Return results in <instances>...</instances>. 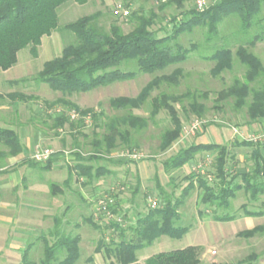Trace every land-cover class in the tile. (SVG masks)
Wrapping results in <instances>:
<instances>
[{
    "label": "trees",
    "instance_id": "obj_1",
    "mask_svg": "<svg viewBox=\"0 0 264 264\" xmlns=\"http://www.w3.org/2000/svg\"><path fill=\"white\" fill-rule=\"evenodd\" d=\"M73 1L79 5L91 3L94 0H0V71H8L18 63L20 51L29 48L30 54L37 58L39 47L44 37H50L54 32H65L73 37V42L66 45L60 56L45 62L42 70L33 77L38 86L47 85L54 92H61L63 97L53 102H45L39 105L45 111L61 108V114L52 116V128L63 131L68 127L70 136L75 140V146L81 144L78 136L82 134L78 129L83 125L94 123L90 145L92 153L84 158L76 153L78 161L97 162L102 159L101 155H108L117 149L138 147L134 139L135 133H139L149 127L162 111L169 115L172 126L161 135V150H168L181 137L183 123L177 112L175 104L190 100L188 111L202 117L207 111L205 104L200 103L195 93L190 91L175 95L160 93L152 94L163 85L177 87L183 76V69L177 68L168 75L154 77L148 82L141 92L134 98L118 97L111 99L109 105L112 109L126 111L122 115L107 117L103 111L95 112L93 109H82L77 104L67 99L75 93H86L99 87H104L118 81L134 79L138 74H153L171 65H179L186 62L192 52L198 48V44L185 47L179 43V38L185 33H192L197 28L206 29L207 41H210L219 33V25L230 15H238L242 24V30L248 31L261 13L264 0H213L204 10L194 7L183 10L189 0H161L159 10L163 11L168 6L176 5L182 11L171 17L170 31L162 35L165 27L163 20L154 11L150 15L132 12L129 16L130 23H134L133 29L125 33L122 27L114 22L108 31L98 25L102 12L81 17L63 27L59 26L58 9L67 2ZM126 10V9H125ZM128 11V10H127ZM117 12V10H116ZM123 17L121 12H117ZM264 42V32L257 34L247 45L237 48L235 53L229 48H221L204 59L214 62L215 66L211 73L219 77L226 71L233 69L234 56L240 63L247 67L244 80L235 79L229 87L218 94L217 103L234 99V107L240 111L247 108L251 123L264 118V85L259 89L252 88V84L260 78H264V64L252 51L258 43ZM134 62L136 70L124 71L120 69L124 63ZM26 79L15 80L12 85L23 84ZM39 101L32 94L14 91L4 96L0 94V104H8L12 107L14 103L28 104ZM149 104V115L141 116L135 114V110H141ZM29 105V104H28ZM75 110L81 116L92 114V120L86 124L84 119L71 120L70 111ZM46 111V112H47ZM11 113V112H10ZM14 123L31 125L32 122L41 121V118H30L21 122L17 112L12 113ZM33 117V116H32ZM16 118V119H15ZM100 121V122H99ZM97 129L100 131L97 132ZM81 136V135H80ZM84 140L89 136L82 134ZM0 145L7 148L0 152V158L6 162L8 158L19 156L25 151V146L18 134L12 129L0 128ZM242 145H250L242 142ZM264 144L257 145L253 151V168L250 172L233 174L227 166L230 152L225 146L209 144H192L187 148L179 150L169 160L165 161L163 167L166 171L181 169L199 153H216L215 168L212 173L213 179L209 181L206 176L194 174L188 177L189 186L193 188L194 181L203 190L202 203L215 207V210L225 211L213 215L216 222H230L238 218L232 214V200L240 190L250 194V200L258 201L260 195L264 194ZM122 162V161H121ZM124 162V161H123ZM126 163V162H124ZM28 167H39L44 171L51 168V160L45 164H38L30 159L23 162ZM80 176L91 178L92 167L78 164L74 167ZM72 170L70 169V172ZM72 173V172H71ZM102 170L96 171L100 177ZM243 184H240L237 180ZM65 181V186L68 185ZM58 186L51 185L52 194H56ZM61 191V189H59ZM181 200L173 202L165 197L163 203L156 209L149 208L147 213L138 214L132 220L134 224L127 226L116 220L107 221L108 224L101 226L93 220V216L87 218V223L95 230H112L117 235L118 241L110 238L107 242L101 237L95 252L105 251L116 258L119 264H139L137 252L149 247L157 239L168 236L180 239L191 230L190 226H180L178 208ZM116 205L118 203L116 202ZM240 210L245 217H264V210L253 212L248 209L247 204L242 205ZM118 213L116 209L114 210ZM99 220L101 216L96 215ZM66 220V219H64ZM105 220V219H104ZM106 221V220H105ZM70 222V221H69ZM63 218H55L54 226L49 230L50 244L45 238L43 258L37 263L29 258L30 245L23 250L22 260L19 264H76L81 257V237L74 234L73 229L65 230ZM130 233L129 237L127 236ZM264 233V227L258 226L239 234L242 238H251ZM201 249L197 246H188L181 250L161 252L145 260V264H202ZM61 255L63 257L61 258ZM209 264H221L211 262Z\"/></svg>",
    "mask_w": 264,
    "mask_h": 264
},
{
    "label": "rangeland",
    "instance_id": "obj_2",
    "mask_svg": "<svg viewBox=\"0 0 264 264\" xmlns=\"http://www.w3.org/2000/svg\"><path fill=\"white\" fill-rule=\"evenodd\" d=\"M196 0H189L183 10H189L194 7ZM209 4L213 0H206ZM161 0H94L85 5H79L73 1L67 2L58 9L59 26L63 27L77 19L94 14L98 11L102 12V17L98 21V25L108 31L110 26L117 22L125 33L130 32L134 23H130L129 16L132 12H139L150 15L151 11L157 13L163 20L162 27L165 31L164 35L170 31L171 17L179 14L182 9H178L176 5L168 6L163 11L159 10ZM118 8L129 11L128 17H123L116 12ZM264 32V5L261 13L257 16L254 26L248 31L242 30V24L238 15H230L225 18L219 25V33L210 41H207L206 29L197 28L192 33H185L179 38V43L185 47H190L191 44L197 43L198 48L192 52L188 60L179 65H171L167 68L157 71L153 74H138L134 79L128 81H118L110 85L99 87L95 90L86 93H75L66 98L77 104L82 109L91 108L94 111H103L107 117L114 115H122L126 111H118L112 109L109 105L111 99L118 97H136L143 87L150 82L154 77L160 75H168L175 69L181 68L184 73L180 79V84L177 87L163 85L159 90L155 91L152 96L160 93H169L180 95L188 91L195 93L198 101L207 107V111L202 117L192 114L188 111L190 100H185L175 104L177 112L183 123V131L181 137L168 150H161V135L164 131L172 126L169 115L166 111H162L154 122L149 124V127L139 133H135L134 139L138 147L131 150L137 151L143 157L139 161L130 162L123 158H119L117 154L128 148L117 149L111 154L101 155L102 159L97 162L78 161L76 153L81 157H88L92 153L90 145L92 132L95 129L94 123L83 125L78 131L89 136V139L84 140L82 134L77 138L80 146H75V140L70 136L69 131L53 129L52 120L49 114L39 105L45 102H53L63 95L61 92L52 91L47 85H37L33 81L43 68L45 62L54 59L61 55L63 48L73 42L72 35L59 31L54 32L50 37H44L42 45L39 47V54L34 58L29 51V48L24 49L18 54V63L8 71H0V92L5 93L12 89L14 91L32 94L39 98V101H33L28 104H20L18 112L21 118H41L40 124L38 121H33L30 125L35 128L40 135V149L48 148L53 150L54 154L48 160H51V168L44 171L39 167L26 166L25 179L15 188H8L7 185L9 176L13 175L22 166V160L10 158L3 161L0 158V220L4 216H13L14 218L37 216L40 220V228H31L28 230L30 237L27 239L25 250L30 245L29 258L34 262H39L43 258L44 244L46 240L52 244L49 238V230L54 226L55 218H60L63 221H81L93 216L95 213V199L104 193H111L118 203L116 211L120 216L127 221V226L136 219L137 215L147 213L150 208L147 203L149 196L158 200L160 205L165 197L170 198L173 202L181 200V205L178 208L180 226H190L191 230L180 239L163 236L153 242L152 245L138 251V257H151L161 252L181 250L188 246H197L201 249L202 264L218 262L221 264H264V233L251 238H242L237 235L240 231L250 229L252 226H264V217L261 218H244L243 212L240 210L242 204H247L249 208H264V194L260 195L258 201H251L250 194L242 190L237 193L236 199L232 200V214H236L239 218L232 222H216L213 220L214 214H219L225 211L215 210L209 204L202 203L203 190L194 181L193 188L185 189L190 184L189 176L198 174L205 176L208 173L212 175L217 155L212 152L199 153L195 158L186 164L181 169H171L166 171L163 167L165 161L169 160L179 150L187 148L192 144L201 142L219 143V145L228 148L230 155L227 166L230 168L233 157H249L257 148L256 142L249 141L244 134L245 130H253L249 135H255L264 131V118L254 122H250L247 108L236 110L234 107V99L217 103L219 92L232 85L237 78L244 80L247 67L242 65L234 56L233 69L226 71L219 77H214L211 73L215 66L214 62L204 59L218 49L229 48L235 53L238 47L247 45L257 34ZM251 51L260 58L264 64V42L258 43ZM120 69L124 71L136 70L134 62L124 63ZM26 79L27 82L18 85H7L8 80ZM264 85V78L258 79L251 86L254 89H259ZM150 106L147 104L141 110H135L134 113L141 116L149 115ZM11 110H0V118L6 122L14 120ZM33 116V117H32ZM199 120L205 121L202 130L194 135L185 136V129L189 128L191 123ZM0 128L6 129L1 123ZM100 122V121H99ZM90 123V122H89ZM253 125V126H252ZM260 130L254 132L255 128ZM100 131L97 129V132ZM230 133L234 136L230 137ZM242 142H248L250 145L241 146ZM258 142V141H257ZM263 142V141H262ZM261 142V143H262ZM264 143V142H263ZM7 148L0 145V152L6 151ZM264 155V150L262 151ZM117 155V156H116ZM232 156V157H231ZM27 159L33 160L31 157ZM34 161V160H33ZM122 161V162H121ZM126 163H124V162ZM47 161L38 163L45 164ZM210 164L203 167L204 173H200V165ZM78 164H83L92 167L91 178L80 176L78 170L74 167ZM139 168L143 180H137L136 168ZM102 170L101 176H96V171ZM242 168L238 167L240 171ZM70 169L72 170L70 172ZM202 169V170H203ZM65 181L68 185L65 186ZM240 182V180H237ZM36 182L41 185L36 193H25V186ZM51 185L58 186L56 194H52ZM126 203H122L124 200ZM37 200H40L38 203ZM5 205L16 207L14 211L8 213ZM31 207L30 210L27 207ZM42 207L43 211L38 209ZM21 208H23L21 210ZM21 210V211H20ZM83 217V218H82ZM96 215L93 220L105 226L107 221L101 218L96 220ZM100 222V223H99ZM35 226V225H34ZM65 226V224L63 225ZM90 232L86 231V238L90 240L95 236L100 237V233H94V229L90 226ZM65 230L70 229L64 227ZM89 230V228H88ZM5 228L0 225V264H19L22 260L23 252L19 258L15 255L7 256L8 249H3L5 243L4 236ZM105 232V233H104ZM130 233H128L129 237ZM101 236L117 238V235L112 230L101 232ZM118 241V239H116ZM97 242V241H95ZM94 242V246L97 244ZM109 242V241H107ZM86 243L82 251V255L88 256L92 246ZM63 255H61V258ZM78 264H82L79 261Z\"/></svg>",
    "mask_w": 264,
    "mask_h": 264
},
{
    "label": "crops",
    "instance_id": "obj_3",
    "mask_svg": "<svg viewBox=\"0 0 264 264\" xmlns=\"http://www.w3.org/2000/svg\"><path fill=\"white\" fill-rule=\"evenodd\" d=\"M13 81H15V80H8V81H6V84L12 85ZM13 92H14V90L10 89V90L6 91L5 93L0 92V94H3L4 96H6L7 94H10ZM19 105H20L19 103H14L12 105V107H9L8 104H5V105L0 104V110H7V109L9 110L10 109L12 113L17 112L18 116L20 118V121L26 123V118L25 117L21 118L19 115V112H18ZM0 120H2L1 123L3 126H5L8 129L14 130L18 134L21 142L25 146V151L23 153H21L19 156L15 157L14 159H19V161L22 160L24 162L28 157H31L34 154V152H36L37 150H39L41 148L40 147L41 138H40V135L37 132V130H35V128L31 127L30 125H26V124L20 125V124H18L19 121L18 122L16 121V123H14L13 120L11 122H6L5 120H3L1 118H0ZM255 124L256 123H253L254 127L256 126ZM259 130H260V127L257 129L255 128L254 132H257ZM243 131H244V134L246 136H248L250 132H253V130L248 131V130H245V128H243ZM256 134H258V133H256ZM231 136H234L233 133L232 134L230 133V137ZM253 142H256L257 145L264 144L263 143L264 141L263 142L262 141H258V142L253 141ZM209 143H211V142H204V143L201 142L198 144H209ZM216 144H219V143H216ZM241 146H248V145H241ZM252 155H253V152L251 153V155L249 157H244V158L239 157V156L233 157L230 160L231 162L233 161L232 166L230 167V172H233V174H238L240 172H246V173L250 172L253 168V163H254V161L252 159ZM8 160H10V158H8ZM23 162H22L23 167L21 169H19L17 172H15L13 175L9 176L8 182H10V184L7 185L8 188H10V187L15 188L16 186L20 185L23 180H26L25 179L26 178L25 172H27L28 170H26V166L23 164ZM241 166H242V168H240L241 170L239 171L238 167H241ZM136 173H137V180H139V179L143 180L142 175H141V171L138 167L136 168ZM239 183L243 184L241 181ZM40 186L41 185L37 184L36 182H32V183L28 184V188H27V184H26V186L24 188L25 189L24 192L37 194V191H39V189L42 187V186L41 187ZM241 191L242 190H240L239 192H241ZM37 201H38V203H40V200H37ZM122 203H126L125 199L121 201V204ZM242 205H245V203ZM5 208L8 209V213L11 210L14 211L16 209V207H11V205H5ZM22 209L23 208H21V210ZM27 209L30 210L31 207L29 206V207H27ZM38 209L41 210V212L43 211L42 207L41 208L38 207ZM248 209L250 211H253V212H258V211L264 210V208H259V207L249 208V206H248ZM244 218H249V220H250V219H253L255 217H245L244 216ZM257 218H261V217H257ZM86 220L82 219L81 221H72V222L71 221L69 222L68 220L67 221L64 220L63 221L64 223H62L63 225L65 224V227H67L69 229L72 228L74 234L80 235V237H81V243H80L81 257H80L79 261H82V264H119L117 262L116 258L112 257L107 252H105V251L95 252L96 246H94V242L97 241L95 243L98 244L100 238L102 237L101 232L105 231V230L99 231V230L94 229V233L95 234L100 233V237L97 236V238H96L95 236H93V238H91L90 240H87L86 232L84 230L90 232L91 228H90L89 223H87ZM230 222H232V221H230ZM0 225L5 228L4 236H5L6 242L2 243V244H3V249L4 248L8 249L7 256L10 257L11 255L12 256L15 255V256H17V258H19L20 253L23 252L25 246L27 245L28 237H30L28 230L31 228H34L35 230H37L36 228H38V227L40 228V220L38 219L37 216H30V219H27L26 217L19 216V218L17 219V218H14L13 216L10 218L9 216L6 215L3 217V219L0 220ZM260 226L264 227L263 225H260ZM256 227H258V226H256ZM256 227L252 226L248 230H251V229L256 228ZM88 228H89V230H88ZM241 232H243V231H240L239 233H237V235L239 236V234ZM258 235H260V234H258ZM105 239L107 241L109 240L108 237H105ZM86 243L91 244L90 246H92V250H90L88 256L84 257V255H82V251L85 250L83 248V246ZM148 258L149 257H147V256L139 258L138 252H137V259H138L139 264H145V260ZM79 261L76 264H78Z\"/></svg>",
    "mask_w": 264,
    "mask_h": 264
},
{
    "label": "built area",
    "instance_id": "obj_4",
    "mask_svg": "<svg viewBox=\"0 0 264 264\" xmlns=\"http://www.w3.org/2000/svg\"><path fill=\"white\" fill-rule=\"evenodd\" d=\"M207 6H208V2L206 0H198L196 2L197 10H204ZM117 12H121L124 16L128 15V11L125 9L122 10L121 8H118ZM61 112H62L61 108L47 111V113L52 116L61 114ZM69 117L71 120L84 119L85 123H89L92 120V114L81 116L75 110L70 111ZM205 123L206 122L203 120L202 121L196 120L192 122L190 127L185 129L184 131L185 136L194 135L196 132L202 130ZM246 137L249 141H264V131L258 134H255V135H248ZM53 154H54L53 150L48 149V148H43V149H39L36 152H34L31 158L35 162L42 163L50 159ZM117 155L119 158H123L124 160L130 161V162L139 161L143 157V155L138 153L137 151H122L120 152V154H117ZM207 163L208 164L199 166L200 171H201L200 173H204L203 167H207L210 164L209 162ZM205 176L207 177L209 181L213 179V175L209 173ZM147 203L151 209H156L160 206V203L158 202V200L151 196L147 198ZM116 207H117L116 200L111 193H104L99 196H96L94 211L97 216H102L103 219H105L106 221L116 220L120 224H125V221H124L125 219L123 218V216H120L118 213L116 214V212H114Z\"/></svg>",
    "mask_w": 264,
    "mask_h": 264
}]
</instances>
